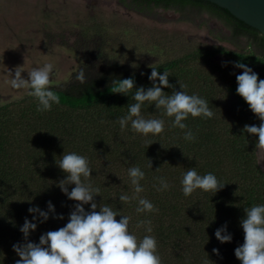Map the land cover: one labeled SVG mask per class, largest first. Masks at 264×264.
I'll return each instance as SVG.
<instances>
[{
  "label": "trees",
  "instance_id": "obj_1",
  "mask_svg": "<svg viewBox=\"0 0 264 264\" xmlns=\"http://www.w3.org/2000/svg\"><path fill=\"white\" fill-rule=\"evenodd\" d=\"M122 2L146 16L149 11L162 8L178 12L184 21H192L188 15L195 12L218 20L229 32V35L218 37L219 40L237 49L222 52L230 56L233 63L242 62L261 69L258 77L264 79V35L228 10L206 0ZM246 47L249 52L244 51ZM217 51L220 50L216 47L195 48L182 58L156 66L162 74L185 62L183 58L203 61L230 82L229 94L236 101L234 113L227 111L225 103L216 99L219 92H200L199 95L210 102L215 116L207 120L190 117L186 121L196 135L194 142L185 141L180 129L169 128L168 117H163L165 132L152 137L150 146L140 135L120 129L115 121L126 114L127 105L134 101L129 96L112 93V81L133 77L136 87H140L143 81H149L151 69L138 71L117 62L84 82L51 86L60 95V103L53 105L51 111H37V101L30 96L24 107L0 108V264H15L19 259L6 242L11 244L15 238L18 243H24L23 234L16 229L23 225L25 217L32 221L29 207L38 205L46 210L47 202L51 201L56 214L63 215V219H55L50 213L46 222L41 223L39 218L35 221L36 243L41 234L67 223L76 202L69 200L57 186L65 178L56 164L64 151L88 157L93 169L91 183L100 188L95 202L98 206L110 204L121 215L130 216L129 230L138 238L149 233L143 226L137 227V222L151 219V235L157 238L163 264H241L234 250L244 242L240 227L244 209L264 203V171L259 164L258 137L243 129L245 125L259 126L261 121L236 92L234 64L214 60ZM143 86L147 88L151 84ZM176 86L163 91L169 94L181 91ZM142 112L146 117L159 116L154 106ZM147 159L152 169L147 167ZM132 165H139L145 171L146 179L142 181L145 191L140 195L151 200L157 212L137 214L135 200L128 203L118 200L122 190L131 195L127 168ZM192 167L201 175L214 173L225 186L213 196L197 191L185 197L179 181L183 172ZM158 176L168 179L170 188L167 191L157 192L152 187L154 177ZM68 187L71 191L74 185ZM84 207L86 211L90 209V205ZM225 223L233 239L222 244L214 233ZM213 249H218L219 255L214 254Z\"/></svg>",
  "mask_w": 264,
  "mask_h": 264
},
{
  "label": "clouds",
  "instance_id": "obj_2",
  "mask_svg": "<svg viewBox=\"0 0 264 264\" xmlns=\"http://www.w3.org/2000/svg\"><path fill=\"white\" fill-rule=\"evenodd\" d=\"M152 65H149L151 72L148 76L151 87H136L133 77L112 81V93L129 96L134 101L127 105L126 114L119 116L115 122L122 131L129 130L140 135L150 146L153 144L152 137L165 132L166 121L163 117H168L169 128L180 129L185 141L194 142L196 135L186 121L190 117L205 120L214 118L213 107L208 100L196 93L188 94L181 90L169 94L163 91L172 87L169 83L170 75L167 71L161 74ZM233 66L242 69L236 76L237 94L261 121L259 126L245 125L243 131L258 137L256 147L264 148V79H259L258 74L242 62H235ZM21 68H15L14 75L9 72L11 87L17 90L28 89V95L37 101V111H51L53 105L60 103V95L50 86L54 64L44 63L40 67H34L27 72V79L22 76L24 71L19 70ZM75 79L85 81L84 68L78 71ZM185 87L180 85L181 89ZM149 106H154L159 112L158 117H146L143 114L142 109ZM147 160V167L152 169L151 161ZM56 164L65 174V178L59 181L57 186L69 200L76 203L69 213L67 223L57 230L41 234L38 243L28 239L30 233L37 228L35 221L39 218L41 223L46 222L50 213L55 219H63V215L56 214L55 205L51 201L47 202L46 210L38 205L29 207L28 212L33 218L29 221L25 217L23 225L19 228L24 243L13 245V251L19 257L15 264H163L157 238L151 235V219L137 222V227L143 226L144 231L149 233L138 238L129 230L130 216L121 215L110 204L101 203L98 206L95 202V197L100 196V188L91 183L93 169L88 157L74 151H64L59 161L56 160ZM127 175L131 195L122 190L118 200L122 203L135 200L137 214L157 212L158 208L154 203L140 195L145 191L142 184L146 179L145 171L139 165H132L127 168ZM179 183L180 191L185 197H190L197 191L212 193L213 196L225 186L214 173L201 175L195 167L186 169ZM69 185H74L71 191ZM152 187L157 192H163L170 188V183L166 177L158 176L154 177ZM85 205H90L88 211L85 210ZM244 212L245 215L240 220L244 242L234 250V255L241 264H264V203L245 208ZM118 216L119 220L116 219ZM214 235L222 244L233 239L227 230V223L217 228ZM212 251L219 255L218 249Z\"/></svg>",
  "mask_w": 264,
  "mask_h": 264
},
{
  "label": "rangeland",
  "instance_id": "obj_3",
  "mask_svg": "<svg viewBox=\"0 0 264 264\" xmlns=\"http://www.w3.org/2000/svg\"><path fill=\"white\" fill-rule=\"evenodd\" d=\"M147 14L127 8L122 0H0V108L27 105L29 90L13 89L9 83V72L14 75L17 67H22L19 70L27 79L34 67L52 63L50 86L64 87L78 82L75 75L81 68L86 78L115 62L149 70V65L156 67L202 47L219 48L214 60L234 64L222 50L237 49L219 40L229 32L218 20L195 12L188 15L192 21H184L178 12L162 8ZM183 59L185 62L167 70L171 85L186 86L181 90L188 94L219 92L216 99L225 103L227 111L236 109L225 76L203 61ZM235 70L236 75L242 72ZM258 158L264 171V148L259 147ZM28 239L37 242L34 232ZM16 243L15 238L11 244L6 242L10 249Z\"/></svg>",
  "mask_w": 264,
  "mask_h": 264
},
{
  "label": "water",
  "instance_id": "obj_4",
  "mask_svg": "<svg viewBox=\"0 0 264 264\" xmlns=\"http://www.w3.org/2000/svg\"><path fill=\"white\" fill-rule=\"evenodd\" d=\"M228 10L233 16L264 35V0H206Z\"/></svg>",
  "mask_w": 264,
  "mask_h": 264
}]
</instances>
